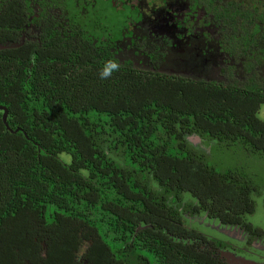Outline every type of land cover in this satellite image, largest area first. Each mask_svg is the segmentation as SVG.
I'll return each instance as SVG.
<instances>
[{
    "label": "trees",
    "instance_id": "1",
    "mask_svg": "<svg viewBox=\"0 0 264 264\" xmlns=\"http://www.w3.org/2000/svg\"><path fill=\"white\" fill-rule=\"evenodd\" d=\"M26 6L0 0V264H227L223 251L263 252L247 216L264 189L247 171L264 166V69L243 77L224 58L186 75L139 70L109 51L130 32L125 5L95 24L70 15L76 26L61 31ZM29 18L41 36L21 43ZM115 22L118 38H106ZM224 37L232 58L243 36ZM109 60L119 71L101 79ZM211 151L228 154L213 165ZM202 218L239 229L240 245Z\"/></svg>",
    "mask_w": 264,
    "mask_h": 264
},
{
    "label": "flooded vegetation",
    "instance_id": "2",
    "mask_svg": "<svg viewBox=\"0 0 264 264\" xmlns=\"http://www.w3.org/2000/svg\"><path fill=\"white\" fill-rule=\"evenodd\" d=\"M27 1L26 8L32 9L34 16L42 9L45 26L61 22L60 31L70 23L75 25L68 20L70 15L81 26L95 24L99 19L85 18L96 6L109 17L115 9L123 11L121 6L125 5L126 13L121 14L129 15L126 18L130 32L109 47V51L115 59L139 70L186 75L211 63L218 65L216 62L224 58L237 59V70L243 77L258 80L264 69L259 68V63H264V0H123L122 4L117 3L119 0H40L42 5L39 0ZM229 17H233L231 31L239 30L243 36L232 58L224 46L225 34L232 33L227 25ZM255 23L261 24V29ZM40 36L39 25L29 18L19 40L34 42ZM261 262L264 264V260Z\"/></svg>",
    "mask_w": 264,
    "mask_h": 264
},
{
    "label": "rangeland",
    "instance_id": "3",
    "mask_svg": "<svg viewBox=\"0 0 264 264\" xmlns=\"http://www.w3.org/2000/svg\"><path fill=\"white\" fill-rule=\"evenodd\" d=\"M104 8H107V7H104ZM102 14V10L101 8H99L98 6H96L90 13L89 15L87 16V18H85V20L89 19V18H93V19H100V16ZM119 17H115V19H118ZM116 23V26H115V29H113V32L110 33V31L108 30V33L106 34V38H108L109 35L112 34V37L114 38H118V31L117 29L119 30V26H118V22H115ZM97 35V33H96ZM257 118L261 121H264V106H262L260 108V110L258 111L257 113ZM193 143H197L196 141L193 142ZM202 150L204 152H207V150L202 147ZM228 152H220V151H211L208 155V158H209V162H213V165L216 161H218L219 159V155H227ZM60 158L62 160H64L66 163H68L70 161V158L69 156L67 155H60ZM249 173V177H250V181L252 182L253 186L254 187H258L260 188L261 190L264 189V166H260L258 164L255 163V166L254 168L252 167L251 169H249L247 171ZM259 198H256V201L258 203V206H257V209H256V212L254 213V215L252 216H247L248 220L247 221L248 223H250L254 228H258L260 229V231L263 233V236H264V208L262 207V204H263V201H264V191L261 193V195L258 196ZM263 197V199H262ZM262 201H261V199ZM200 221L198 222L200 225H204L205 227H208L211 229L212 233H218V234H221L219 233L218 231H216L214 229V227H217L218 224H216L215 222H209V221H206L205 223H202L204 220V218L202 219H199ZM227 233L224 235L226 237V239L230 240L231 242L233 243H236L237 245H240V243L238 242H235L236 241H241V238L239 237L241 235L238 234L236 232V230H227L226 231ZM227 234L232 237H228ZM223 235V234H222ZM227 241V240H226ZM260 242H257V244H252L254 245L252 248L253 249H258V250H263L264 248H260V246H264V238L262 240H260ZM243 248H247L249 249L248 247L244 246ZM228 252V251H227ZM231 252V251H229ZM254 256H250L249 254H246L244 252H240V254H237L238 256H241L245 259H251V260H258V261H263L264 260V251L261 252V253H258V252H252ZM257 262V261H256ZM261 263V262H260Z\"/></svg>",
    "mask_w": 264,
    "mask_h": 264
},
{
    "label": "water",
    "instance_id": "4",
    "mask_svg": "<svg viewBox=\"0 0 264 264\" xmlns=\"http://www.w3.org/2000/svg\"><path fill=\"white\" fill-rule=\"evenodd\" d=\"M0 111L2 112V121L6 125V117H7L6 109L4 107L0 106ZM214 229L216 231H219L223 235H225L227 233L225 230L219 229V227H214ZM227 236L230 237L228 234H227ZM230 238H232V237H230ZM221 257L225 260V262L227 264H263V263L253 262L251 260H247V259H244L242 257H236L232 253H229V252L222 253Z\"/></svg>",
    "mask_w": 264,
    "mask_h": 264
},
{
    "label": "clouds",
    "instance_id": "5",
    "mask_svg": "<svg viewBox=\"0 0 264 264\" xmlns=\"http://www.w3.org/2000/svg\"><path fill=\"white\" fill-rule=\"evenodd\" d=\"M119 64H118V62H116L115 60H109V61H107L106 63H105V65H104V67H103V70H102V72H101V79H106V78H108V77H110L111 76V74L114 72V71H119ZM217 227H219V229H223V230H225V231H227V230H229V229H231V230H236L237 228H225V227H223V228H221L219 225L217 226ZM238 231H239V229H237ZM219 232V231H218ZM220 233V232H219ZM239 233H241V232H239ZM240 238H241V236H239ZM222 253H225L224 251L222 252ZM229 253H231V252H229ZM233 254V253H232ZM235 256V255H234ZM236 257H238V256H236ZM257 263H260V262H257ZM262 263V262H261Z\"/></svg>",
    "mask_w": 264,
    "mask_h": 264
}]
</instances>
